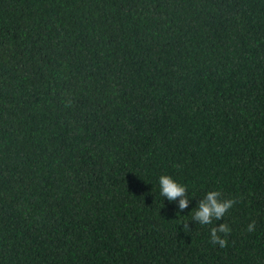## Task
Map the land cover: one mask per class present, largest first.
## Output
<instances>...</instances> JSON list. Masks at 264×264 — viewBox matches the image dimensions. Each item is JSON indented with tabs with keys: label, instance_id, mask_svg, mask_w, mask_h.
I'll list each match as a JSON object with an SVG mask.
<instances>
[{
	"label": "trees",
	"instance_id": "1",
	"mask_svg": "<svg viewBox=\"0 0 264 264\" xmlns=\"http://www.w3.org/2000/svg\"><path fill=\"white\" fill-rule=\"evenodd\" d=\"M0 264H264V0H0Z\"/></svg>",
	"mask_w": 264,
	"mask_h": 264
},
{
	"label": "clouds",
	"instance_id": "2",
	"mask_svg": "<svg viewBox=\"0 0 264 264\" xmlns=\"http://www.w3.org/2000/svg\"><path fill=\"white\" fill-rule=\"evenodd\" d=\"M159 185L161 195L169 201H175L177 198H180V212H183V210L188 208V193L183 184L176 181L172 176L165 174L159 177ZM235 203L236 201L234 199H221V192L219 190L208 191L197 203L195 210L192 213V220L196 221V223L200 225L212 224L213 220L221 221ZM255 223V221H252L248 225V232L255 230ZM183 228L190 229L189 224L184 223ZM221 233L225 236L230 233V228L226 223H220L211 228V242L213 244H218L220 247H226L228 241L226 238L221 236Z\"/></svg>",
	"mask_w": 264,
	"mask_h": 264
}]
</instances>
